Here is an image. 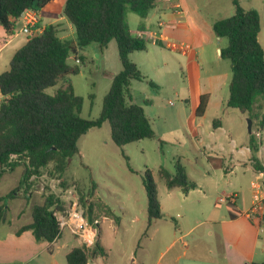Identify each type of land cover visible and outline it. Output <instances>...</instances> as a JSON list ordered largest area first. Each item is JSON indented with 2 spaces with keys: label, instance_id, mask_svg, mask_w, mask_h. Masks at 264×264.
<instances>
[{
  "label": "trees",
  "instance_id": "16d2710c",
  "mask_svg": "<svg viewBox=\"0 0 264 264\" xmlns=\"http://www.w3.org/2000/svg\"><path fill=\"white\" fill-rule=\"evenodd\" d=\"M155 2L65 0L62 16L73 28L75 43L59 38L58 25L49 24L15 51L9 69L0 74V178L17 167H21L22 172L17 186L0 196V226L9 224L7 201L21 194L28 203L33 179L40 176L48 165L52 164L51 171L58 179L62 177L68 160L78 153L79 138L90 129L108 123L110 138L118 147L154 137V130L143 108L128 100L130 83L146 79L130 61L129 55L145 51L147 41L130 34L127 13H134L143 19ZM230 2L232 15L212 24L213 33L227 40L226 47L219 52L220 58L228 60L230 65L225 105L255 121L257 130L262 131L264 105L257 104V99L264 97V48L258 41L259 15L254 9L241 7L239 0ZM48 3L49 0H0V27L4 34L7 37L15 34L23 12L31 10L38 14ZM112 40L116 43L121 70L112 77L95 120L80 117L83 100L74 94L70 84L59 87L52 95L45 92L63 76L79 73V66L67 63L70 55L90 43H96L102 51ZM79 59L82 61V58ZM89 97L92 98V95ZM206 103L207 96H201L195 110L197 118L203 115ZM248 137L252 167L255 171L264 172L256 158L259 147L253 133ZM158 175L167 189L179 188L186 194L196 187L188 180L178 160L174 173L160 167ZM143 188L147 215L143 235H146L151 222L165 219V215L161 212L149 169L144 171ZM93 193L92 187L89 194ZM62 205L52 194L45 195L41 204L32 205L31 223L21 226L15 234L30 230L37 242H53L59 236L53 211L63 210ZM94 209L98 211L97 215H93ZM103 209L98 200L95 203L89 201L86 213L83 208L84 217L92 222L105 214ZM93 248L96 252L100 251L98 241ZM88 256V249L74 247L66 254L65 260L67 264H87ZM250 264H264V261Z\"/></svg>",
  "mask_w": 264,
  "mask_h": 264
},
{
  "label": "crops",
  "instance_id": "0c3cea01",
  "mask_svg": "<svg viewBox=\"0 0 264 264\" xmlns=\"http://www.w3.org/2000/svg\"><path fill=\"white\" fill-rule=\"evenodd\" d=\"M53 1L49 0L47 5ZM64 2L65 0H61L62 8ZM239 3L244 9H254L258 12L260 20L258 41L264 48V0H239ZM47 5L37 14V26L40 31L46 26L41 25V20ZM227 5L223 6L220 0H201L198 6L192 8L184 0H156L149 14L143 19L140 18L138 23L135 21L134 34L129 28L132 36L142 37L147 41L145 51L133 52L129 59L142 72V65L149 63L150 58L147 57L149 52L159 54L156 49H168L166 45L169 42L183 43L187 46L184 51L168 50L174 55L169 58L160 57L151 66L152 69L167 71L171 68L174 71L176 65L180 72H184L185 86L175 94L184 102L180 111L186 110V115L185 117L180 115L179 122H174L173 126L180 131L182 142L188 141L202 157L210 161L221 159L227 162L223 165L215 163L220 166L216 168V172L223 171L228 177L238 167L251 166L246 163L251 161V151L248 147L249 137L246 140L241 138L240 125L245 116L237 111L238 116L233 118L236 122L235 127H230L229 113L232 112L228 109L232 108L225 105L228 95H217L221 85L229 86L230 75L227 71L221 72L220 68H214L216 63L222 61L219 56L220 49L225 48L227 44L220 45L222 38L213 33L212 24L232 15L231 2ZM222 10H225L226 15L214 18V14ZM49 24L58 25L59 38L75 43L73 28L62 15L49 21L47 25ZM163 29L169 30L177 40L165 36L162 33ZM15 35L7 37L3 34L0 37L3 43L0 49L12 44V37ZM112 41L102 50L106 51ZM141 53L144 55L141 56ZM200 63L210 67L203 69ZM114 75L112 74V77ZM203 95L207 96V103L203 115L197 118L195 110ZM128 100L134 103V97L130 94ZM209 116L211 119H208ZM211 153H214V156L211 157ZM256 157L259 158V152ZM256 172L260 176L264 175V172ZM190 192L200 193L201 198L197 201L195 209L188 214L180 215L176 225L172 224V228L158 224L159 221H166L165 217L153 220L146 235H143L147 215L146 220L139 219L138 215H131L132 229H117L114 226L115 222L106 215L98 217V219L103 217L97 225L99 235L95 239L98 241L100 251L88 249L90 253L87 264H250L253 261H264V237L257 233L261 232L264 208L261 209L262 218L258 222L243 215L251 206L252 196L246 202L244 197H239V193H230L226 198V211L220 212L219 207L213 210L205 208L203 201L205 194L200 187L196 185L185 195H190ZM29 196L28 203L21 194L7 201L16 200L18 205L15 214L10 217V204H6L9 224L0 226V264H67L66 254L72 248L79 247V243L71 234L62 240L61 232L50 243L37 242L30 230L15 234L21 226L31 223L32 205L42 203L37 200L34 191ZM104 221H107L105 234L101 229ZM62 256L64 262L59 259Z\"/></svg>",
  "mask_w": 264,
  "mask_h": 264
},
{
  "label": "rangeland",
  "instance_id": "374dc122",
  "mask_svg": "<svg viewBox=\"0 0 264 264\" xmlns=\"http://www.w3.org/2000/svg\"><path fill=\"white\" fill-rule=\"evenodd\" d=\"M184 1L192 8L201 2V0ZM220 2L223 6L230 4V0H220ZM60 15H62L61 0H54L43 10L41 25H47L49 21L57 19ZM224 15H226L225 10H222L214 14V18H221ZM135 21L138 23L140 17L131 12L127 13V22L132 34H134ZM162 31L169 39L177 40L169 30L163 29ZM3 34L0 27V37ZM25 41L26 37L16 31V35L12 37V44L0 49V74L9 69L13 54ZM110 44L106 51H101L96 43H90L84 49L70 55L67 58V63L79 66V73L63 76L54 87L46 89L45 92L52 95L59 87L70 84L74 94L83 100L80 117L95 120L100 114L102 99L109 89L112 74L121 70L116 43L113 40ZM226 44V38H222L220 45L225 46ZM2 45L0 38V47ZM156 50L159 54L149 52L147 55L150 58L148 59L149 63L145 66L142 65L141 73L146 76V79L132 81V85L129 87V94L134 97V103L141 105L149 118L155 133L154 137L118 147L110 138L108 123H103L99 128L90 129L79 138L78 153L68 160L67 168L60 179L52 173V164L43 169L40 176L33 179L32 192L34 191L38 201L42 202L43 197L48 194H52L60 200L64 197L65 191L74 186L75 193L72 199L79 201L85 213L89 201L95 203V200H98L103 205V212L106 216L115 222V228L132 229L131 215H138L139 219L146 220V194L143 180L144 171L149 169L156 185L161 211L167 218L166 221H159L158 224L172 228V224L176 225L180 215L188 214L195 209L197 201L201 198L200 193L197 192H190L191 194L187 196L179 188L167 189L159 177L160 167L174 173L177 160L184 168L188 180L200 187L205 194L203 201L207 210L219 207L220 212L226 211V201L219 203L218 199H226L230 193L235 192L248 202L253 192L252 182L260 184L261 193L264 196V175L260 176L258 172L254 171L251 167L253 166L252 161L246 162L251 165L249 167H238L234 170L232 168L233 173L227 177L223 171L216 172V168H220V166L215 163L223 165L227 162L221 159L210 161L196 153L188 141L182 142L180 131L173 124L176 121L179 122L180 115L181 117L186 115V110L180 111L184 102L180 100V96L175 94L185 86V74L180 72L176 65L174 71L171 68L167 71L152 69L151 64L156 63L160 57L169 58L174 55L168 51L169 49L159 48ZM142 55L144 53H141ZM79 58H82V61ZM74 59H78L79 62L75 63ZM200 66L203 69L210 67L203 66L201 63ZM214 68H220L221 72L227 71L230 75L228 60L222 59L220 63L215 64ZM90 95L92 98L89 97ZM217 95H228V87L221 85ZM257 103L264 105V97H259ZM228 110L232 112L229 113V126L235 127L236 122L233 118L237 117L238 113L234 109ZM208 119L211 117L209 116ZM245 119L241 122L240 130L241 138L246 140L249 134ZM252 124L254 141L259 147V158H256L260 166L264 168V132H261L259 137H255L254 133H258V130L256 123ZM160 134L164 136H160ZM210 155L212 157L214 153ZM21 172L22 168L17 167L2 176L0 196L16 187ZM92 187L94 193L90 195ZM8 203L10 204V217H13L18 201ZM262 208H264V201H262ZM93 214L97 215L98 211L94 209ZM106 224L107 221L102 224L103 234H105ZM260 226L261 232L257 233L260 237H264V220ZM92 233L95 237L99 235V226H95ZM69 234L68 230L64 229L62 240H65ZM89 253L90 251H88ZM59 259L64 262L63 256Z\"/></svg>",
  "mask_w": 264,
  "mask_h": 264
},
{
  "label": "built area",
  "instance_id": "2783aa9c",
  "mask_svg": "<svg viewBox=\"0 0 264 264\" xmlns=\"http://www.w3.org/2000/svg\"><path fill=\"white\" fill-rule=\"evenodd\" d=\"M18 21L20 25L16 31L18 34L25 36L26 40L40 33V30L37 27L38 16L36 12L27 10L21 14ZM158 25H161V23H158ZM166 46L171 51H184L187 49V46L183 43L169 42ZM74 62L78 63L79 60L74 59ZM261 132H264V130L254 133L255 137H259ZM251 188L253 189L251 206L247 211L243 212V215L249 220L258 222L262 218L261 209L264 196H262L259 183L252 182ZM74 193V186L66 190L64 197L60 199L63 203V210L53 211L58 225V232L60 234L64 229H67L68 232L77 240L79 247L90 249L94 247L96 242L95 239L97 237L94 236L92 231L94 227L99 224V220L103 219V217L95 219L92 222H88L84 217L82 206L76 199H72ZM218 201L221 203L225 202L226 199L219 198Z\"/></svg>",
  "mask_w": 264,
  "mask_h": 264
},
{
  "label": "water",
  "instance_id": "95a60500",
  "mask_svg": "<svg viewBox=\"0 0 264 264\" xmlns=\"http://www.w3.org/2000/svg\"><path fill=\"white\" fill-rule=\"evenodd\" d=\"M245 121H246V124H247V133L251 134V132H252V129H251L252 128V121L250 119H248V118H246Z\"/></svg>",
  "mask_w": 264,
  "mask_h": 264
}]
</instances>
